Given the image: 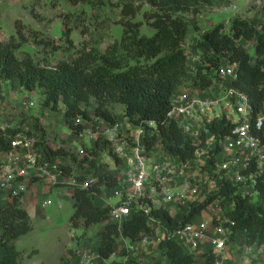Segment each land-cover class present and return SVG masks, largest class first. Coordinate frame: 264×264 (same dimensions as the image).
I'll return each mask as SVG.
<instances>
[{"label": "trees", "instance_id": "1", "mask_svg": "<svg viewBox=\"0 0 264 264\" xmlns=\"http://www.w3.org/2000/svg\"><path fill=\"white\" fill-rule=\"evenodd\" d=\"M63 1L73 7L96 6L102 9L112 5L110 0ZM115 1L113 7L118 9L122 28L119 40L107 46L102 53L86 50L84 46L54 66L34 63L27 56H16V51L40 35L16 21L15 36H11L8 42H0V82H8L28 93L37 92L41 96L42 108L50 112L61 111L64 123L75 136L83 130V122H92L91 115L116 125L113 110L119 106L132 129H143L145 151L160 153L178 164L192 162L200 146L183 134L177 123L167 118V114L176 90L187 87L189 83L187 58L181 48L190 27L187 17L192 15L195 18L201 7L211 5L215 0ZM144 6L148 10L143 11L142 18L153 30L150 37L140 35L141 22L133 21ZM260 11L263 16L258 23L235 15L227 22L228 33L224 32V23L201 33L194 45L201 58L200 64L191 80V85L205 90L212 86L213 74L219 73L224 62L235 63L236 78L229 86L246 96L251 108V124L263 112L264 103V4ZM77 18V15L68 14L62 18L66 36L71 33L67 23ZM241 41L253 43V56L243 48ZM39 43L47 48L50 46L49 42ZM75 120L77 124L73 125ZM231 127L224 117L213 119L207 126L206 129L214 136V148L207 152L203 172L210 173L214 169L213 157L219 153V142L230 134ZM252 134L258 139L259 146H264V128L260 131L252 129ZM6 136L0 131V155L9 150ZM92 147L82 148L90 172L79 173L68 165L55 166L61 175L86 184L85 188L58 184L67 187L72 201L69 226L82 232L75 237L77 245L96 242L97 256L108 260L114 253L117 240L138 245L144 237L153 236L156 228H162L165 230L164 238L146 255L150 264H213L215 257L211 250L203 251L198 257L183 253L171 236L217 200L220 204L230 205L229 222L224 225L229 230L226 244L232 242L235 233L242 232L245 235L244 246L261 248L264 256V177L255 175L245 182L247 186L252 185V192L247 195L239 193L244 184L221 179L212 194L200 202L181 201L177 212L172 215L165 207H155L149 200L139 199L130 207L129 216L117 224L110 219L111 206L99 208L93 200L101 196L103 189L120 186L121 179L115 169L96 164L95 158L100 153H107L115 167L122 162L109 151L105 138L95 137ZM35 149L48 161L67 156L66 150L61 147L49 148L41 136L35 143ZM255 170L252 161L243 174L254 175ZM32 183L33 179L28 188ZM253 195L256 196L255 202L252 201ZM20 198L21 195L11 202L0 203V264H20L21 254L13 243L32 229ZM141 206L148 210L147 214ZM91 228L95 231L87 236L85 232ZM126 255L124 249L119 250V256Z\"/></svg>", "mask_w": 264, "mask_h": 264}, {"label": "built area", "instance_id": "2", "mask_svg": "<svg viewBox=\"0 0 264 264\" xmlns=\"http://www.w3.org/2000/svg\"><path fill=\"white\" fill-rule=\"evenodd\" d=\"M252 2L259 9L264 4V0H252ZM240 43L242 46L247 44L243 41ZM236 67L235 63H227L220 69L218 74L225 78L223 92L217 94L215 98L186 97L177 92L171 98V108L167 118L176 122L182 133L200 146L192 162L178 164L166 159L160 153L153 154L145 151L142 142L144 135L142 128L127 130L126 135L118 133L116 125H110L111 128L105 131L104 138L108 143L109 151L122 162L121 165L115 167L110 157L111 164L115 170L125 165L126 172L123 180L128 188L126 195L121 197V203L111 206L110 219L112 222L120 224L129 216L132 204H137L139 199L149 200L155 207H166L171 201L180 204L181 201H190L191 198L193 200L191 199L190 202L197 200L194 195L195 189L199 188L197 183L191 188L188 182L180 184L179 180L187 173H191L194 177L197 174L193 171L205 169L208 159L207 152L214 148V136L206 128L215 118L224 117L232 127L230 134L219 142V153L213 157L214 169L210 173L203 172V180L209 179L208 190L212 189V186L214 190H217L216 183L221 179L233 184H245L255 175L264 177V146L260 147L258 139L252 134V129L260 131L264 128V103L263 112L251 124V108L246 96L229 86V83L236 78ZM31 106L32 104L27 100H22L20 109L26 111ZM100 122L104 123L103 120ZM148 124L152 125V123ZM0 131L7 134L6 142L9 147L7 152L0 155V203L11 202L13 198L22 195L32 179L33 183L34 181H45L52 187L58 184L86 187L85 183L76 182L58 173L51 161L37 153L32 136H25L21 132L10 130L8 124L0 125ZM84 132L85 129L78 134V137L83 138ZM77 152H81L80 147ZM252 161L256 166L255 173L245 176L243 173ZM196 177L198 181V176ZM249 186L252 188V185ZM201 191H203L202 188ZM48 205L46 201L41 203L42 208ZM140 208L144 214H147L146 208L142 206ZM226 222H229V219ZM222 231L223 235L220 238L207 237L201 229L189 223L171 237L183 250L192 255L201 250L202 242L208 238L209 250L215 257L213 264H220L226 237L229 234L226 228ZM164 236L165 230L156 228L153 236L144 237L138 245L145 249L150 246L151 237L154 238L153 243L156 245ZM256 249V254L263 255L261 248ZM77 254L82 259L79 264H93V259L85 252L77 251ZM252 261L251 257L246 256L243 264H251Z\"/></svg>", "mask_w": 264, "mask_h": 264}, {"label": "rangeland", "instance_id": "3", "mask_svg": "<svg viewBox=\"0 0 264 264\" xmlns=\"http://www.w3.org/2000/svg\"><path fill=\"white\" fill-rule=\"evenodd\" d=\"M115 2V0H110L112 5L105 6L101 9L96 6L92 8L73 7L63 0H0V42H8L11 36H15L14 23L19 21L21 26L38 32L40 35L34 38V40L30 39L27 44L15 52L18 58L27 56L31 58L34 63L54 66L58 61L65 60L68 56H72L73 52L80 50L84 46L86 50L92 49L96 53H102L107 46L119 40L122 31L119 25L120 17L118 9L113 7ZM144 10H148V7L144 6L133 21L141 22V27L139 29L140 35L150 37L153 34V30L149 27L147 20L142 18ZM67 14L68 16L77 15L78 17L76 20L71 19L70 22L67 23V27L71 30L68 36H66V31L62 24V18ZM235 15L249 20L251 19L256 23L262 18L260 9L253 4L252 0H215L209 6L201 7L199 15L195 18H193L192 15L187 17L190 20V27L187 33L189 36L187 37L188 41H192L194 37H198L203 31L210 30L220 23H224V32L228 33L227 22L229 18ZM39 42H49L50 46L47 48L43 44L40 45ZM68 42L71 44L69 45ZM189 47L188 50L190 49ZM243 48L250 56H253V43H247ZM182 49L183 52L187 51L184 43ZM195 53L196 52L191 54L190 51L186 53V55L184 54L186 58L189 59L190 65L187 74L189 77H192V79L195 74L192 63L199 67L196 61L192 60V55ZM213 75L212 91L219 90L221 94L223 92L225 78L221 77L219 74ZM190 80L187 86L191 85ZM12 90L13 85L8 82H2V85H0L1 93L5 94L6 100H10V102L8 101V107L11 108L12 112L11 114L7 113L2 119L10 124V130L21 132L25 136H32L35 143L38 137L41 136L44 143L49 148L56 149L61 147L66 150L67 156L65 158L51 161L55 166L58 164L64 166L68 165L79 173L90 172V167L86 164L87 158H85V153L82 148H93L95 137L99 136L104 138L105 131L111 128L110 124L105 122L101 123L100 120L91 115L92 122H83V130L85 129L84 137L79 138L67 128L61 111L50 112L42 108L41 96H39L37 92L29 94L19 89L17 92H13L15 98L11 99L9 94H11L10 92ZM22 100H27L32 104L26 111L20 109ZM115 108H117V110H115ZM115 108L113 110L114 116L120 115L121 111L118 109L120 107L116 106ZM72 124H77V120L73 121ZM81 145H83V147H81ZM79 147H81L80 153L77 152ZM89 158L92 157L90 156ZM95 163L105 165L112 170L114 169L107 153L98 154L95 158ZM193 172L198 176V181L196 176L193 177L198 187L203 189L202 192H198L197 199H203L207 195L212 194L215 191L213 189L214 187L212 186V189L208 190L210 186L208 184L209 179L207 181L203 180V170H196ZM245 186L247 185H241L243 188ZM56 187L60 188L62 185H56ZM127 191L128 188L123 180L117 188L105 189L104 196L107 200V205L114 206L121 203V197L125 196ZM66 192L69 193L67 188ZM251 192V188L239 191L242 195L251 194ZM43 200L49 203L44 209L45 214L55 219V226L58 228L64 227L68 223V218L71 214L69 198L54 193L50 196H44ZM252 201H256L255 195L252 196ZM229 209L230 205L228 203H212V206L207 212V216L211 220V231H215L218 227L220 230H225L224 225L226 220L229 219ZM219 211L221 212L220 214ZM218 215H221V218L218 217ZM45 228L46 225L43 227L42 232L35 234L37 237L36 242H34L33 230L30 235L22 237L13 243L17 251L21 254L19 259L20 264L26 263L24 258H32V260H34V252L32 250L34 249V245L42 247L47 245V238H51L54 231ZM90 232L93 233L92 228ZM222 235L223 231L220 232L216 238H220ZM79 251L85 252L86 254L89 253L82 249H79ZM141 257L145 258L146 256L141 253ZM81 261L82 259L80 257V262Z\"/></svg>", "mask_w": 264, "mask_h": 264}, {"label": "crops", "instance_id": "4", "mask_svg": "<svg viewBox=\"0 0 264 264\" xmlns=\"http://www.w3.org/2000/svg\"><path fill=\"white\" fill-rule=\"evenodd\" d=\"M187 37H189L188 34H187ZM196 38L197 37H194L192 41H188V38L184 40L185 47L187 48L186 49L187 51L186 52L184 51L185 55L186 53L190 51H191V54L196 52L194 49ZM188 47L190 48L189 50H188ZM192 56H193L192 60L196 61V64L199 65L200 59H201L200 56L197 53L193 54ZM189 65H190L189 59L187 58V62H186L187 72L189 71ZM225 65H226V62L223 63V66ZM196 67L197 66L192 63V68L196 69ZM187 78L188 79L190 78L192 80V77H189L188 74H187ZM0 85H2V82H0ZM212 87L213 86H210L209 88L202 90L197 86L189 85L187 87H179L176 90V92L179 94H183L186 97H200V98L212 99V98H215V96L220 93L219 90L212 91ZM18 90L19 88L17 86H13V90L10 92L11 94H9L11 99L15 98V95L13 96V92L15 93ZM4 95L5 94L1 93L0 91V100H1L0 125L8 124V126L10 127V124L8 122L2 120L4 116L7 115V113L11 114L12 112L11 108L8 107L9 105L8 103L10 102V100H6ZM118 109H120L121 112H120V115L115 116V119L117 121L115 128H116V131L120 133L121 135H126L127 130H132V128L126 123L123 117L122 108L120 107ZM115 110H117V108H115ZM116 170H117V173L121 175V176L119 175V178L122 181L123 178H125V175H124V173L126 172L125 165L118 167ZM179 182L180 184L184 182H188L191 188L195 187V184H196V181L194 180L193 175H191V173H187L182 179L179 180ZM66 188L67 187L65 186H62L60 188L56 186L52 187L51 185H49V183L45 181H34V183L21 195L20 203L23 209L28 214L30 221H31V226H32L31 232L25 236L30 235L34 230V242H36L37 237L35 234L42 232V229L45 225H46L45 229H52L54 231V234L51 236V238H47V245L45 247L34 245V249H32L34 252V256H33L34 260H32V258H24L26 260L25 264H78L80 262V257L77 254V251H79V249L89 252L88 255L93 259V264H150L146 260V257L145 258L141 257V253L146 256L147 254H150L154 250L155 243L153 242L155 241L153 237L150 238V241H151L150 246L145 249L141 248L139 245L132 246L127 241L119 239L115 243L114 253L110 256V258L108 260H101L97 256L98 244L96 242L90 245H85L83 243L80 245L76 244L75 237H79L82 233L80 229L78 231L72 230L69 226V223H67L62 228H58L57 226H55L54 225L55 219H53L52 216L45 214V211H44L45 208L41 207V203L42 201H44L43 200L44 196H50L54 193H57L60 196H66L69 198V193L66 192ZM247 188H250V186L249 187L245 186L244 188L241 187L240 190L241 191L243 189L247 190ZM199 191H201L200 187L195 189L194 195L196 199L198 197ZM104 193H105V189L102 190V194L100 197L98 198L96 197L93 200V204L95 206L99 208L107 206V200L105 199ZM191 199L190 201L193 200ZM202 200L203 199H197L195 201H202ZM69 202H70L71 213H72V201L70 200V198H69ZM211 206L212 204L206 210H204L199 217H196L194 220H192L191 223L192 225L195 226V228L201 229L207 237L209 236L216 237L217 235L220 234V232H222V230H220L219 227L215 231L210 230L211 220L207 216V212ZM177 207H178V202L171 201L170 204H168L165 208H167L169 213L172 215L175 212H177ZM220 213L221 212L219 211V214ZM218 217L221 218V215H218ZM94 231H95V228H92V232ZM85 233L87 236H90L92 234L90 232V229L87 230ZM244 237L245 235L242 232L235 233L232 242L225 245V249L220 259L221 260L220 264H243L246 256L252 258L253 261L251 264H264V256L256 254L257 249L255 247L247 248L244 246L243 244ZM207 239L204 242H202L201 248H200L201 250L193 254V256L198 257L199 254L202 253L203 251L209 250ZM120 249L125 250L127 254L125 257L119 256ZM182 252L186 254L188 253L183 249H182ZM131 260H133L134 262Z\"/></svg>", "mask_w": 264, "mask_h": 264}]
</instances>
